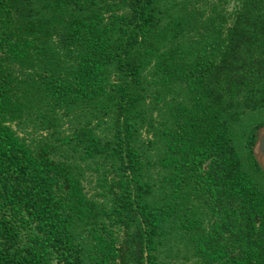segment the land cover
Returning a JSON list of instances; mask_svg holds the SVG:
<instances>
[{"label": "trees", "instance_id": "1", "mask_svg": "<svg viewBox=\"0 0 264 264\" xmlns=\"http://www.w3.org/2000/svg\"><path fill=\"white\" fill-rule=\"evenodd\" d=\"M229 4L0 0V264H264V0Z\"/></svg>", "mask_w": 264, "mask_h": 264}, {"label": "water", "instance_id": "2", "mask_svg": "<svg viewBox=\"0 0 264 264\" xmlns=\"http://www.w3.org/2000/svg\"><path fill=\"white\" fill-rule=\"evenodd\" d=\"M252 151L257 164L264 173V124L257 129Z\"/></svg>", "mask_w": 264, "mask_h": 264}, {"label": "rangeland", "instance_id": "3", "mask_svg": "<svg viewBox=\"0 0 264 264\" xmlns=\"http://www.w3.org/2000/svg\"><path fill=\"white\" fill-rule=\"evenodd\" d=\"M230 1V4L227 6V9L231 10L234 6V2L235 0H229ZM234 1V2H233ZM233 3V4H232ZM89 186V185H88Z\"/></svg>", "mask_w": 264, "mask_h": 264}]
</instances>
